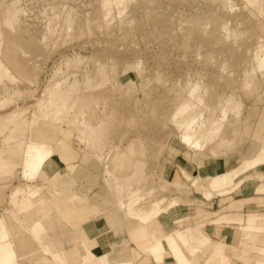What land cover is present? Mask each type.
I'll return each mask as SVG.
<instances>
[{"label": "rangeland", "instance_id": "rangeland-1", "mask_svg": "<svg viewBox=\"0 0 264 264\" xmlns=\"http://www.w3.org/2000/svg\"><path fill=\"white\" fill-rule=\"evenodd\" d=\"M225 1L133 0L119 19L109 22L97 16L96 7L89 4L81 22L74 24L71 36L52 47L39 45L34 29L38 24H26L24 11L27 9H20L22 19L12 21V28L5 33L0 48V59L8 70L5 80L0 82V117L19 109L28 119H39V124L27 134L15 136L13 147L24 145L30 136L44 141L50 147L43 150L44 154L54 153V158L52 155L47 158L48 176L45 175L44 180L29 179L18 166L12 173H0V220L8 225L18 264H42L38 260L41 257L46 258L42 259L43 264H53L40 242L53 253L63 255L62 264H73L62 251V243L67 250L75 242H67V237L63 239L67 234L63 213L76 204L83 207L86 199L62 188V180L68 176L73 178L69 184L73 191L87 196L89 204H97L98 210L106 211L98 224L95 221L99 214L90 216L86 223H90L91 233L82 238L86 253L89 241L92 251L100 254L108 251L110 245L115 247L116 240H120L118 245L124 243L125 233L131 226L127 227L125 215L128 220H139L143 225L154 221V218L139 215L145 205L143 190L146 193L153 189V198H175L186 190L189 185H180L175 164L180 165L183 182H189L185 178L196 181L175 159L179 152L190 149L201 155L197 163L201 179L195 187L204 194L210 177L213 181L231 168L240 169L242 162L264 148L259 137L250 139L249 134L244 133L248 138L242 145L245 150L234 151L230 157L236 162L225 170L208 174L209 164L219 159H212L207 153L211 144L205 143L199 152L200 149H192L180 139V121L193 116L198 125L207 129L212 120L228 108L231 109L226 121H230L231 126L216 143L226 144L228 134L229 144L235 142L242 121L258 120V125L263 127L264 69L255 66L253 51L257 46L264 47V15L253 14L245 7L244 0H227L233 5L230 11ZM255 1L264 7V0ZM92 11V20L86 22V16ZM0 14L3 18L4 12ZM58 92L62 93L59 100L51 101L50 94ZM53 106L59 110L57 124L52 122ZM182 107L184 110L180 111ZM56 127H61V132ZM6 136V132L0 134L1 152ZM75 152L78 158L68 171L66 160L75 157ZM110 154L114 161L120 162L121 168L118 176L108 178L104 175V161ZM56 155L64 165H59ZM222 156L227 158L225 153ZM52 159L53 164L46 168ZM240 175L243 178L238 183ZM223 179L227 183L222 193L226 194L248 180L264 182V173L245 171L234 174L232 179ZM165 181L173 182L175 189L165 186ZM175 199L179 206L157 220L164 233L201 221L189 217L184 225L175 223L176 218L191 212ZM64 204L69 209L63 207ZM128 206L132 207L133 215L126 213ZM218 209L214 207V211ZM224 212L228 209H219L210 218ZM236 213L246 216L258 212L240 208L234 211ZM252 218L247 217L244 226L243 222H233L242 226L239 227L242 238L233 246L258 263V250L264 249V232L256 234L257 240L252 237V232L256 231ZM34 221L39 227L30 229ZM229 227L236 230L235 225ZM73 233L75 235L76 231ZM132 240L140 245L139 239ZM257 245L261 246L256 248ZM193 246H197L195 241L189 240L184 250ZM121 249L116 248L112 257L117 259ZM210 254L203 264L231 263L228 256L225 262H220L217 256ZM91 262L99 264L95 256Z\"/></svg>", "mask_w": 264, "mask_h": 264}, {"label": "crops", "instance_id": "crops-1", "mask_svg": "<svg viewBox=\"0 0 264 264\" xmlns=\"http://www.w3.org/2000/svg\"><path fill=\"white\" fill-rule=\"evenodd\" d=\"M263 127L258 125V120H253L252 122H245L242 121L240 123V128L237 134V138L235 142H232V144H229V137L230 135H227L226 144L223 143H216L211 144V147L207 149V153L211 154L213 152L215 153H225L227 158L219 157L217 160H213L211 164H209L208 168V174H213L216 171H221L227 169L231 164L235 163L234 159L230 158L233 157L232 153L235 151L237 153H240L241 150H245V146L242 149V145L245 141H247L248 138H246V135L250 137H259L261 139V142L264 144V123L262 124ZM246 133V135L244 134ZM241 134V135H240ZM245 137H241V136ZM256 139V138H255ZM256 146L254 150H252V154L256 152L257 148ZM211 151H210V150ZM221 151V152H220ZM75 157L72 159L68 158L66 160V165H74L76 163V159L78 158V154L75 152ZM185 156L188 157V160H184ZM59 165H64V163L59 159V157L56 155ZM229 157V158H228ZM201 158V155L194 154L191 151L186 152H179L178 156L175 157L177 159V162L179 164H182L181 167H183L186 171L184 172L183 169H181V172L186 173L190 178H196L195 180H189L185 178L186 181L189 182H183V177L179 173V166L180 165H174L177 167L178 170L176 171V175L180 176V185H189L186 190H182L179 192L178 196H175V198H178L179 201L184 204V206L191 210L190 215L188 216H182L175 219V223H178L180 225H184V223H188L189 217L193 219H200L201 221L196 222L193 225H186L182 227L181 229H174L170 232L164 233L162 229H158L155 233V235L162 236L164 238L171 237L176 245L178 246L179 253L188 260L189 264H203L204 259H206V256H208L211 252V256H217V261L225 262L227 260V256L229 257L231 263L230 264H256L255 261H253V258L250 256L243 255L239 249V247H234V243L239 242L240 238H242V232L239 227H242L241 225L234 224L233 222H244L247 219V217H253V221L256 222L253 224L256 231L252 232V237L257 240V233L264 232V182H259L258 180H248L243 182L242 186H238V188H235L232 191H229L227 188V193L223 194L222 191L224 189H213L212 187V180L209 178L207 187L208 189L204 192H201L198 190L195 185L199 182L200 179H197V163L199 159ZM246 158V157H244ZM176 161V160H175ZM53 164V159L48 162L46 165V168ZM68 171L69 169L66 168ZM260 172L264 173V168L259 170ZM190 174H189V173ZM48 176V174L46 175ZM238 183L243 178V175H240ZM73 180L71 176H68L67 178H64L62 180V188L73 195H81L83 196L86 201L83 207H81L79 204H76L71 209L66 208L65 204L63 207L66 209H69V212L63 213V218L65 220L64 224L66 225V231L67 234H64V237L68 238L67 242L75 241L74 245L70 248L63 249V243H62V251L65 252L66 255H68L69 260L72 261L73 264H93L91 262L92 257L95 256L99 260V264H178L180 263L178 254L175 252L171 244H169V239H166L165 242L162 241L161 244H157L150 233L149 228L146 225H143L140 223L139 220L137 221H131L128 220V218L124 217V221L128 227V231L125 233V239L124 243L121 245H118L117 243L120 242V240H116V246L113 247V245H110L111 248L108 251H104L100 254H95L92 251L90 242L89 243V251H85L84 249V242L82 241L84 235H88L91 233L92 230L89 228L88 225L90 223H86L90 216L94 217L96 216L97 220L95 221V224L99 223L100 216L103 215L106 211H101L96 208L97 204H89L87 196L83 194H77L71 187L69 186L70 182ZM160 180V179H159ZM173 180V179H172ZM188 183V184H187ZM237 183V184H238ZM167 183L165 181V186L174 188L172 186L173 182ZM175 189V188H174ZM219 190V191H216ZM153 189H149L146 193L145 190H143V197L145 200V205L142 208V212L140 217H151V218H158L164 214L168 213L170 210L174 209L175 207L179 206V203L174 197L166 198V197H159V198H153ZM149 198V200H146ZM156 201V203H155ZM164 201V202H163ZM158 202V203H157ZM161 203V204H160ZM155 204V205H154ZM169 204L168 206H166ZM181 204V205H182ZM214 207H217L219 209H228V212L220 213L214 218L211 215L214 214ZM241 210L243 211H254L258 213H250L246 216H241L239 214H234L235 210ZM126 211V210H125ZM160 211V212H159ZM155 214V215H154ZM95 217V218H96ZM38 222L34 221L30 224V229H34L37 226ZM207 224V225H206ZM250 224V223H249ZM206 225V226H205ZM230 225H235L236 230H231L229 227ZM205 226V228H204ZM204 228V230H203ZM73 231H76L75 235ZM165 235V236H164ZM168 235V236H166ZM175 236V237H174ZM85 237V236H84ZM139 239L140 245H137V242L133 241L132 239ZM62 239V241H63ZM91 239V238H89ZM194 240L195 244L197 246L190 247L188 251L184 250V247L187 245L189 240ZM114 240V238H113ZM40 242V241H39ZM112 242V241H111ZM167 242V243H166ZM95 244V243H94ZM154 244V245H153ZM213 244V246L211 245ZM40 245L42 248H46L49 252V255L47 254L48 258L53 262V264L58 263L62 264L64 262L63 255H57L53 253L46 245L42 244L40 242ZM158 245V246H157ZM170 245V246H169ZM218 246L219 249H216ZM261 245L255 246L256 248ZM122 247L119 257L117 259L113 258L112 255L114 254L116 248ZM125 247H128V251L125 249ZM125 251V253H124ZM259 256L262 257L264 255V249L258 250ZM170 254V255H168ZM174 256L175 259H177V263L172 257ZM258 258L259 260H262V258ZM188 258V259H187ZM256 259V260H258ZM181 264V263H180ZM208 264V263H205ZM214 264H217L215 262Z\"/></svg>", "mask_w": 264, "mask_h": 264}, {"label": "bare ground", "instance_id": "bare-ground-1", "mask_svg": "<svg viewBox=\"0 0 264 264\" xmlns=\"http://www.w3.org/2000/svg\"><path fill=\"white\" fill-rule=\"evenodd\" d=\"M131 2H133V0H0V12L1 11L4 12L3 18H1V14H0V48H2L1 43H2V40L5 39V33L7 32V30L12 28L11 27L12 21L14 22V20L16 18H19V19L21 18L20 16H21L23 10L21 12L20 9H22V7L27 9L26 11H24V12H26L25 13L26 21H24V22H26V24H28V25L29 24L34 25V23L38 24V26L34 27V29L38 35L37 40L40 43L39 45H43L44 47H46V46L52 47V46L56 45L57 42H59L60 40L61 41L64 40L63 38L71 36V34L74 32L73 31L74 24H76V25L79 24L78 22H81L82 16L86 15L84 12V9L87 5L90 4V5H93L94 8L96 7L95 10H97V11H95V14L99 17H102L104 19V21L109 22V21L115 20L116 18L119 19L120 15L123 13V11L127 7L128 3H131ZM244 3H245L244 4L245 7H247L248 10H251V12L253 14H255L257 16H263L264 15V7L261 4H258L255 0H244ZM225 5L229 6L230 11L233 8V5L230 2H228L227 0L225 1ZM115 12L117 13V16L115 15ZM93 15H94V12L93 11L90 12L86 16V18H87L86 22L88 20H92ZM95 20H96V18H95ZM220 27H222V26H220ZM224 28H225V26H224ZM34 29H32V30H34ZM222 29H223V27H222ZM25 30H27V29H25ZM197 31H198V29H197ZM263 31H262V33H263ZM225 38H227V37H225ZM253 52H254L253 53L254 54L253 62L255 64V66H257L259 70H263L264 69V47L257 46L254 48ZM2 61L0 59V82L6 77V73L8 72L5 63H3ZM71 63H72V61H71ZM101 70H103V69L101 68ZM55 85H57V84H55ZM5 93H6V91H5ZM6 94H8V93H6ZM19 95H17V97ZM61 95H62L61 92L55 93V95L50 94V96H51L50 100L53 102H56L59 100ZM9 96L12 97V95H9ZM9 101H10L9 103H11V99ZM38 103H39V101H38ZM1 104H2V102H1ZM1 107H3V106H1ZM38 109H40V108H38ZM230 109L228 108V109H226V111L221 112L219 117L212 120V122L209 124L207 129H204L203 126L198 125L196 123L195 117H193V116H191L185 120L180 121L178 123V125L180 126V137H181L180 139L184 143H186L190 148L197 149V150L200 148H203L202 146L205 143L213 144L220 137L226 135L225 133L229 130V128L231 126V124H229L230 121H226L227 120L226 117H227L228 113L230 112ZM181 110L182 111L184 110L183 107L180 108V111ZM54 113H55V115L53 114L54 119L52 120V122L54 124H57L56 123V121H57L56 116H58L59 110L55 108ZM229 115H231V114H229ZM47 117H49V116H47ZM45 119H47V118H45ZM230 120L232 121V118ZM233 120H235L236 124L238 123L237 119H233ZM39 122H40L39 119H28L25 115V112L22 110H19V109L12 110V111L8 112L7 114H5L4 116L0 117V134H2L3 132L7 133V136L3 140L4 141L3 143H5L4 144L5 146L3 147L4 151L3 152H1L2 150L0 151V173H2V172L12 173L15 170V168L18 166V167H20L21 173L24 174V176L28 177L29 179L32 180L33 178H35V179H39V180L40 179L44 180V176L47 175V172L45 171L46 170L45 169V163L47 161V158L50 157L51 155H52L51 157L54 158V153L49 154V152H46L44 154L43 150L45 148H50V147L45 145L44 141L37 140V139L32 138V137L27 136V135H26L27 136L26 142L24 145H20L21 144L20 143V144L16 145L15 148L13 147V144L15 142L14 138L16 135H24V133L27 134L26 132H29L31 128L37 126L39 124ZM56 128L58 129L59 132H61V130H62L61 127H56ZM184 146H185V144H184ZM198 151L200 152L202 150L200 149ZM222 155H224V153L218 154V153L213 152L211 154V158L212 159L218 158ZM104 166H105V174L104 175H106L108 178L119 175L121 165H120V162L114 161L113 154H110L108 156V158L105 159ZM198 166H199V164H198ZM73 167H74L73 165H67V168L69 170H71ZM263 168H264V148L259 149L257 151V153L255 154V156L252 157L251 159L245 160L244 162H242L240 169H237L236 167L231 168L230 170L224 172L222 177H220L219 179H214L212 181V187L215 189L223 188L225 186V183H227V181L223 178H226V179L231 178L232 179L234 177V174L236 176V175L241 174L242 172H245V171H249L252 173L258 172L259 170H261ZM197 179H201V173L197 174ZM230 183H231V181H230ZM155 203H156V201H155ZM126 213L129 216L132 214V207L131 206H128ZM157 225H158V222H157L156 218H154V221L152 223L146 224V226L150 230V233L153 237V240L159 245V244H161L162 241L165 242L166 239H169L170 240L169 244H171V246L176 249V253L178 254L180 263L181 264H189L188 260H186L179 253L178 246L176 245V243L174 242V240L171 237L164 238L162 236L155 235V232L160 228L159 227L160 225H158V226ZM7 226L3 222V220H0V264H18L17 263V254H16V251L13 247L14 245H12V242L10 241L11 239H10L9 233L7 231ZM156 226H157V228H156ZM166 236H168V235H166ZM43 249H44L45 253L49 255V252L47 251V249L46 248H43ZM262 257H264V255ZM42 259H46V258L45 257L39 258L38 260H41L40 263H42V262L44 263L45 260L43 261ZM180 263H178V264H180ZM256 264H264V259L259 260V262Z\"/></svg>", "mask_w": 264, "mask_h": 264}]
</instances>
